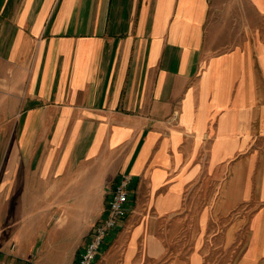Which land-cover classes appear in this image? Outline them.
I'll use <instances>...</instances> for the list:
<instances>
[{
	"label": "crops",
	"instance_id": "0c3cea01",
	"mask_svg": "<svg viewBox=\"0 0 264 264\" xmlns=\"http://www.w3.org/2000/svg\"><path fill=\"white\" fill-rule=\"evenodd\" d=\"M121 172L94 264H264V0H0V195Z\"/></svg>",
	"mask_w": 264,
	"mask_h": 264
},
{
	"label": "rangeland",
	"instance_id": "374dc122",
	"mask_svg": "<svg viewBox=\"0 0 264 264\" xmlns=\"http://www.w3.org/2000/svg\"><path fill=\"white\" fill-rule=\"evenodd\" d=\"M97 181L98 179L88 181L85 190L76 191L74 194L39 195L32 210L30 205L28 209L23 208L26 206L19 202L18 205L17 195H0V215L4 227L0 236L7 241H1L0 249H6L13 239L17 243L16 252L24 253L26 247L28 249L25 226L32 221L37 228L38 243L30 255L42 264L69 263L72 255H77L94 224L103 215L101 201L104 200L106 190L103 192L104 188L100 191L96 189ZM86 217L83 225L82 220ZM17 229H21L22 235L14 234ZM235 254L232 252V259Z\"/></svg>",
	"mask_w": 264,
	"mask_h": 264
},
{
	"label": "built area",
	"instance_id": "2783aa9c",
	"mask_svg": "<svg viewBox=\"0 0 264 264\" xmlns=\"http://www.w3.org/2000/svg\"><path fill=\"white\" fill-rule=\"evenodd\" d=\"M132 176L121 172L107 188V201L103 215L94 224L83 248L77 253L73 264H94L106 246L112 232L122 224L129 213L133 193ZM17 243L11 241L8 248L0 249V264H40L36 259L23 257L16 252Z\"/></svg>",
	"mask_w": 264,
	"mask_h": 264
}]
</instances>
